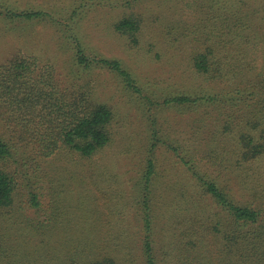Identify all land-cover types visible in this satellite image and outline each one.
Here are the masks:
<instances>
[{
  "label": "rangeland",
  "instance_id": "374dc122",
  "mask_svg": "<svg viewBox=\"0 0 264 264\" xmlns=\"http://www.w3.org/2000/svg\"><path fill=\"white\" fill-rule=\"evenodd\" d=\"M127 18L134 37L116 30ZM17 60L32 64L21 88L48 71L65 115L104 106L112 120L93 155L45 157L0 100L16 184L0 264H145L146 215L155 264H264V0H0V69ZM203 181L258 221L236 227Z\"/></svg>",
  "mask_w": 264,
  "mask_h": 264
},
{
  "label": "trees",
  "instance_id": "16d2710c",
  "mask_svg": "<svg viewBox=\"0 0 264 264\" xmlns=\"http://www.w3.org/2000/svg\"><path fill=\"white\" fill-rule=\"evenodd\" d=\"M42 12L20 13L18 16L26 18L41 17ZM137 20L130 18L121 20L116 25V30L121 33L134 34L138 30ZM78 63L88 65V60L81 50L77 53ZM96 63L107 67L115 72L129 86L135 85L131 74L123 69L116 60L98 59ZM32 64L28 61H14L9 66L0 69V100H6L7 109L14 116L17 124L23 132L31 135V141L37 144V149L42 156L52 155L59 147H69L76 150L82 157H89L97 150L106 146L109 142L107 126L112 120L111 111L104 106H97L93 109L78 108L80 111L71 112L65 115V100L61 96L55 97L54 87L51 83V76L46 71V77L36 81L25 89L20 87V80L29 72ZM195 67L201 72H207L206 61L199 57L195 61ZM31 72V71H30ZM178 102L184 99H177ZM75 106L77 102H72ZM42 112V114L40 113ZM61 113L64 115L62 117ZM12 119V120H13ZM20 119V120H19ZM45 127L43 126V123ZM249 150V149H248ZM248 153V151L246 152ZM254 156V153H251ZM12 156V148L0 138V160ZM152 172V164L149 161L147 173ZM206 192L211 198L223 207L233 218V223L248 225L256 223L261 211L252 206H245L231 203L226 195L211 181H203ZM16 190L13 177L0 168V209L12 205ZM36 204L35 195L31 199ZM145 237L143 241V254L145 264H155L153 246L149 240L150 221L148 215L144 218Z\"/></svg>",
  "mask_w": 264,
  "mask_h": 264
}]
</instances>
